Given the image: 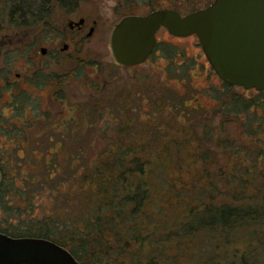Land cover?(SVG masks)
<instances>
[{
	"label": "trees",
	"instance_id": "obj_1",
	"mask_svg": "<svg viewBox=\"0 0 264 264\" xmlns=\"http://www.w3.org/2000/svg\"><path fill=\"white\" fill-rule=\"evenodd\" d=\"M80 1L2 0L0 27L3 16L12 25H27L48 20L57 8L72 11ZM222 85L227 90L234 86L224 80ZM151 93L138 86L125 95L130 103L123 100L117 112L127 111L116 116L113 138L90 168L83 144L57 129L59 138L47 132V144L34 143L31 148L29 157H42V172L12 171V159L29 153L20 138L28 139L26 128L16 125L13 152L7 147L0 152V209L7 213L0 220V231L51 239L67 248L80 264H116L119 256L127 254L130 243L137 245L138 255L153 234L168 236L165 232L173 229L176 235L188 233L191 242L215 238L212 247L219 245L218 239L224 242L228 237L237 240L242 236L260 246L264 235L248 224H264V116L257 112L264 108V90H256L262 97L258 100H247L239 92L222 101L221 110L226 109L227 116H243L241 124L247 126L249 136H257L249 144L237 137L225 139L226 157H210L214 111L203 112L198 105L187 106L173 96ZM144 94L150 110L143 119ZM199 126L202 137L197 134ZM192 137H198V151L188 160L195 162L197 171L184 178L181 173L186 158L181 154L194 151ZM20 148L22 154L18 153ZM60 156L68 161L53 158ZM56 174L63 178L54 181ZM45 188L50 199L61 200V207L38 218L34 198ZM222 193L229 194L232 201L217 204L216 197ZM81 199L84 203L77 208L75 203ZM31 210L34 213L30 214ZM24 213L30 217L24 218ZM160 249L153 246L137 264H172L173 258L162 256Z\"/></svg>",
	"mask_w": 264,
	"mask_h": 264
},
{
	"label": "rangeland",
	"instance_id": "obj_2",
	"mask_svg": "<svg viewBox=\"0 0 264 264\" xmlns=\"http://www.w3.org/2000/svg\"><path fill=\"white\" fill-rule=\"evenodd\" d=\"M210 1L81 0L73 13L57 8L48 20L18 26L8 23L6 16H3L4 25L0 27V152L6 147L13 152L16 125L26 128L28 139L20 138L24 149L29 151L25 157H12V171L17 169L23 174L29 170L42 172V157H29L31 148L35 147L34 143L46 145L47 132L52 133L53 138H59L60 131L83 144L86 166L92 167L94 158L107 148L105 144L113 138L116 116L122 117L127 111L121 109L117 112L118 107L123 100L130 103V98L125 95L138 86L151 91L152 96H173L184 100L187 106L198 105L200 111H214L210 141L213 145H208L210 157H226L227 151L224 153L223 150L225 139L237 137L246 144L255 140L257 136H249L247 126L241 124L244 117L240 115L238 119L234 113L227 116L226 109L221 110V103L239 92L251 101L255 97L257 100L262 97L255 89H242L237 85L228 90L222 89V79L209 63L196 34L175 35L161 26L156 34L158 41L155 50L143 62L131 66L118 63L112 54L110 34L122 16L163 7L175 8L184 14ZM82 14L87 15L88 25L93 20L94 30L90 36L86 35L88 28L79 33L71 32L68 28V20L77 19ZM63 43H67L66 49H62ZM41 47L46 48L45 53L40 51ZM57 77L61 79L59 83L53 79ZM164 85L167 87L160 90ZM149 108L145 95L141 110L143 119L148 116ZM257 112L264 116V108H258ZM234 117L237 121L233 120ZM200 128L197 134L202 137ZM196 139L198 137L191 138V148L195 152L186 150L181 154L186 158L181 173L184 178L189 176L190 171H197L195 162L188 160L198 151ZM18 153L22 154L23 148ZM35 153L39 155L40 152ZM53 158L62 163L68 161L67 157L62 156ZM52 178L56 181L63 177L56 174ZM48 193V188H45L34 198L38 218L61 207V200L50 199ZM230 201L232 197L226 193L218 195L215 200L217 204ZM83 203L84 199H81L75 204L78 208ZM30 212L34 213L32 210ZM30 214L24 213L23 217L29 218ZM3 216L6 217L7 213L0 209V220H3ZM12 220L16 222V219ZM248 227L264 235V224L251 223ZM249 228L245 230L249 231ZM176 231L165 232L168 236L153 234L148 242L145 241L138 255L135 252L137 245L130 243L127 254L119 256L116 264H137L139 259L144 261V255L149 251L151 253L153 246L161 248V255L165 258H173L172 264H264V241L258 246L249 243L243 236L237 240L228 237L225 243L218 239L219 245L212 247L215 238L208 237L202 243H196L188 240V233L177 236Z\"/></svg>",
	"mask_w": 264,
	"mask_h": 264
},
{
	"label": "water",
	"instance_id": "obj_3",
	"mask_svg": "<svg viewBox=\"0 0 264 264\" xmlns=\"http://www.w3.org/2000/svg\"><path fill=\"white\" fill-rule=\"evenodd\" d=\"M161 26L175 35L196 34L222 80L264 90V0H212L184 14L168 7L126 14L110 34L115 60L123 65L144 61L156 44L155 33ZM0 264L80 263L51 239L0 231Z\"/></svg>",
	"mask_w": 264,
	"mask_h": 264
},
{
	"label": "flooded vegetation",
	"instance_id": "obj_4",
	"mask_svg": "<svg viewBox=\"0 0 264 264\" xmlns=\"http://www.w3.org/2000/svg\"><path fill=\"white\" fill-rule=\"evenodd\" d=\"M154 9V8H153ZM75 10V9H74ZM151 10V9H150ZM73 11V10H72ZM72 11H68V12H72ZM149 11V10H148ZM148 11H146V12H148ZM146 12H144V13H146ZM73 13V12H72ZM88 19H87V15L86 14H82V15H79L78 16V18L77 19H69L68 20V23H67V25H68V28H69V30L71 31V32H74V33H79V32H82V31H85V29L86 28H88L87 29V31H86V35L87 36H90L92 33H93V30H94V26H93V20H92V24H90V25H88ZM95 22V21H94ZM161 28V27H160ZM159 28V29H160ZM158 29V30H159ZM157 30V31H158ZM157 31H156V33H155V37H156V44H157V41H158V38H157ZM156 44H155V46H154V48H153V50L149 53V55L155 50V48H156ZM67 43H63V46H62V49H66L67 48ZM46 49V48H45ZM40 51H41V49H40ZM43 53H45V52H43ZM148 55V56H149ZM148 56L144 59V60H146L147 58H148ZM143 62V61H142ZM121 64V63H120ZM123 65V64H122ZM135 65V64H134ZM125 66H131V65H125ZM16 76L17 77H19V73H17L16 74ZM53 79H56V83H59L60 81H61V79H60V77H57V78H53ZM53 79H52V81H53Z\"/></svg>",
	"mask_w": 264,
	"mask_h": 264
}]
</instances>
